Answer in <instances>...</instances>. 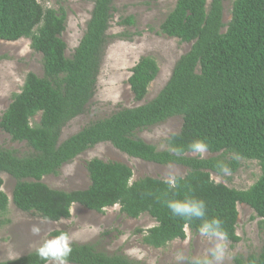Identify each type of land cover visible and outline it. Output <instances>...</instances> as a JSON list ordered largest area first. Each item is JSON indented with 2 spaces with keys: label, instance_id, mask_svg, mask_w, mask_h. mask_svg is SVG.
Returning <instances> with one entry per match:
<instances>
[{
  "label": "trees",
  "instance_id": "trees-1",
  "mask_svg": "<svg viewBox=\"0 0 264 264\" xmlns=\"http://www.w3.org/2000/svg\"><path fill=\"white\" fill-rule=\"evenodd\" d=\"M93 9L85 32L71 57L62 34L67 10L45 7L38 0H0V40L27 38L42 54L43 76L29 72L19 92L4 111L0 127L13 140L26 142L32 152L20 156L0 149V173L16 179L14 205L44 219H69L74 204L104 212L119 205L130 218L148 214L157 224L143 233V242L162 248L176 239H186L187 228L198 233L202 221L173 217L165 201L195 197L207 205L206 219L219 218L229 241L238 243V205L245 204L261 218L264 230V0H234L231 19L224 20V0H177L160 26L159 34L192 43L179 58L162 90L150 101L124 107L96 120L61 141L63 128L84 112L93 98L113 17L115 0H92ZM135 24L134 17L123 20ZM226 28L225 30H223ZM138 32L136 35H141ZM133 36L130 35L129 38ZM160 72L152 55L140 58L128 79L134 99H145L150 84ZM181 116L179 132L158 149L137 133ZM203 141L218 156H193L191 145ZM103 142L125 154L157 164H181L189 171L178 176L170 189L164 179L145 176L133 181L125 163L93 158L87 163L88 188L54 189L43 178ZM181 149L177 155L174 149ZM228 154L235 157L227 158ZM240 159L257 160L258 180L247 189L216 182L212 173H235ZM220 164L227 171L221 170ZM0 215L8 213L10 198L1 187ZM7 222L0 219V229ZM141 232V230H140ZM66 231H54L53 236ZM71 264H147L124 254L109 255L90 243H71ZM0 264H45L35 250L0 261ZM189 264V262L184 263ZM233 264H264V243L257 254L237 256Z\"/></svg>",
  "mask_w": 264,
  "mask_h": 264
},
{
  "label": "rangeland",
  "instance_id": "rangeland-1",
  "mask_svg": "<svg viewBox=\"0 0 264 264\" xmlns=\"http://www.w3.org/2000/svg\"><path fill=\"white\" fill-rule=\"evenodd\" d=\"M38 1L45 7L58 9L63 5L67 10V26L62 38L67 44L66 55L71 57L85 32L93 9L92 0ZM176 2L177 0H115L108 31L110 41L105 50L96 92L84 112L63 128L61 141L121 108L135 107L152 100L162 90L176 62L192 46L191 42H181L178 38L159 34L161 24L174 9ZM233 2L234 0H224L225 22L231 19ZM130 16L134 17L135 24L123 22ZM138 32L142 34L136 35ZM130 35L133 37L129 38ZM146 55L157 59L160 72L150 84L145 99L138 102L134 99L128 79L132 68ZM29 72L43 76L42 54L31 47L30 39L0 40V120L12 100V95L21 90ZM182 124L183 118L175 116L159 125L140 130L137 136L154 144L158 149H165L166 139L179 132ZM3 148L15 150L20 156L32 152L26 142L13 140L10 134L0 127V149ZM219 154L207 150L202 158ZM192 155L201 157L196 153ZM233 157L234 154L227 155L229 159ZM93 158L127 164L133 170V181L145 176L166 180L170 173L183 177L189 171L188 167L181 164L162 165L133 158L111 143L103 142L63 165L58 174L45 176L43 182L51 188L66 191L86 189L91 183L87 163ZM240 161L241 166L237 172H226L223 175L212 173V178L233 188H249L261 175V167L257 160ZM0 176L3 179L1 190L10 198L8 213L0 215V219H7L0 229V261L15 259L35 250L44 239L53 237L54 231H66L71 243H90L106 254H124L132 260L147 264H178V250H183L184 264L194 256L202 257L209 247L205 238L189 228L186 231V239H176L162 248L151 247L143 242L142 231L155 226V219L148 214L130 218L121 211L119 205L108 207L104 212H97L76 203L72 207L71 218L59 221L44 219L36 213L17 208L12 201L16 179L7 173H0ZM238 211L237 233L241 240L238 243L229 240L225 242V255L219 264H233L237 256L246 258L257 254L264 243V230L259 224L261 218L245 204H239ZM33 225L40 227L39 236L32 235L30 229Z\"/></svg>",
  "mask_w": 264,
  "mask_h": 264
},
{
  "label": "clouds",
  "instance_id": "clouds-1",
  "mask_svg": "<svg viewBox=\"0 0 264 264\" xmlns=\"http://www.w3.org/2000/svg\"><path fill=\"white\" fill-rule=\"evenodd\" d=\"M191 151L201 155L207 152V145L203 141H195L191 146ZM177 155H181V149H174ZM223 171H227L225 165L220 164ZM170 189L178 186V177L176 173H170L165 180ZM173 217H179L187 221L193 219L201 220L198 228L200 237L205 238L209 247L201 256H194L189 264H219L225 255V242L228 234L223 228V222L219 218L206 219L207 205L204 200L195 197H185L184 199H172L164 202ZM74 211V210H73ZM32 235L39 236L41 229L38 225H33L30 229ZM70 237L64 233L44 239L36 247V256L45 262V264H68V258L72 254ZM178 264H183L185 256L183 250H178L176 254Z\"/></svg>",
  "mask_w": 264,
  "mask_h": 264
}]
</instances>
